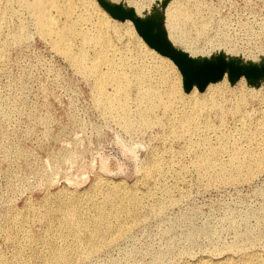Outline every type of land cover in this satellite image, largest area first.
Instances as JSON below:
<instances>
[{
    "label": "rangeland",
    "instance_id": "obj_1",
    "mask_svg": "<svg viewBox=\"0 0 264 264\" xmlns=\"http://www.w3.org/2000/svg\"><path fill=\"white\" fill-rule=\"evenodd\" d=\"M92 1L105 12L110 24L113 27L116 25L118 36L113 35L112 30L108 31L114 47L121 51L124 50L123 52L132 56L144 51L141 46L143 43L146 49L154 50L159 57L168 59L175 65V72H171V80L177 83L179 93L182 92L181 95L185 97L182 103L177 99V111L187 110L184 103L190 99H207L215 90L223 89L231 94L243 91L244 97L249 99L248 102L253 103L254 111L252 110L251 113L253 120L256 122L258 119V122L264 123V0H249L250 2L248 0ZM72 2L76 13H80L77 8L78 1L72 0ZM140 8L142 14H145L144 16L137 13ZM180 8L185 9L181 10ZM177 10L184 12L185 16L182 15L175 21L177 29H174L171 34L172 44L168 38L165 20H167L168 13ZM2 12L3 15H1ZM27 15L28 10L22 4L17 5L16 2H11L4 6V1L0 0V29L2 28L0 30V264H22L23 261V264H66L67 262H69L67 264H78L79 262H81L79 264H202L205 260L207 264H255L256 262V264H263L264 169L255 170V167H251V170L245 169L241 172L242 176H236L235 179L230 176L225 177L227 180L211 178L208 183V179L201 175L198 165L195 164V156L184 152L182 145L177 142H164L160 136L158 139V128L155 127L146 132L124 133L118 121L105 117L101 109L97 107L91 92L92 89H90L91 84L77 74L67 60L53 51L49 42L40 36L35 24L32 23L31 15ZM201 17L204 18L201 19ZM19 19L21 23H19ZM25 20L27 21L25 22ZM26 26L27 29H24ZM92 31L96 32V29H92ZM6 33L8 34L6 35ZM125 33L129 35L127 36ZM21 34L23 35L19 36ZM197 36L200 38H195ZM137 37L140 40L136 39ZM13 43L15 46H12ZM191 52L195 58L189 57ZM223 78L224 80H222ZM14 87L18 89L15 90ZM191 94H194L193 97H188ZM257 94L258 96H256ZM20 109L21 111H19ZM157 112L155 115L151 114V122L157 119L156 116L163 120L164 117L159 110ZM240 146H243V150H247L250 144H240ZM130 151H132L131 154ZM155 154L159 157L157 158ZM197 154L204 158L207 157L205 152L200 151ZM172 155L179 158H173ZM211 161L214 164L226 165L228 157L221 155ZM150 163L152 167L149 165ZM154 165H158L162 171L154 172ZM146 167H149V171ZM253 169L254 171H252ZM69 172L71 173L69 174ZM75 175L77 178L80 177L77 179ZM64 177L70 182L65 181ZM223 179L226 181H221ZM135 190L137 194H135ZM149 191L151 194L148 193ZM121 200H125L126 203H120ZM109 206H114V208ZM137 207L139 208L136 210ZM73 212L76 218L75 222L69 217ZM80 213L81 215H79ZM116 214L121 215L124 218L123 221H130L134 218V222L131 221L132 225L128 226L125 235L124 232L116 235V230L111 229V224V230L108 231L110 234L105 232L106 223L114 224L115 217H119ZM31 218L34 221L32 219L31 222ZM142 220L143 222H141ZM93 226L96 227L93 228ZM70 230L71 232H68ZM102 233L105 237L101 235ZM90 235L101 238V244L97 248L99 252H96V249L89 252V245L92 242L95 243ZM102 238H107V240H102ZM242 238L243 240H241ZM246 238L248 240H244ZM80 239L82 240L80 241V243L82 242L81 249L78 241ZM235 244L238 245V248ZM36 247L38 249L35 250ZM230 248L232 249L229 251ZM63 252L66 254V256L64 255L65 261L59 260V255ZM91 256L92 259H90ZM78 258L79 260H77ZM81 259H85V261H81Z\"/></svg>",
    "mask_w": 264,
    "mask_h": 264
},
{
    "label": "bare ground",
    "instance_id": "obj_2",
    "mask_svg": "<svg viewBox=\"0 0 264 264\" xmlns=\"http://www.w3.org/2000/svg\"><path fill=\"white\" fill-rule=\"evenodd\" d=\"M4 6L11 2H16L22 4L28 10V15L30 14L35 24L40 36L49 42L53 51L61 55L73 70L79 74L85 81L91 84L92 93L94 95L95 103L99 107L105 117L114 118L121 126V129L124 133H135V132H146L152 130L153 128H158L159 136L164 141L177 142L182 145L184 152L188 155L195 156V164L198 165L201 175L205 176L209 180L214 179H226V176L238 177L241 175L245 169H264V123L255 122L253 120L252 104L248 102L249 99L245 98L243 91L241 93H228L227 90H215L211 93L207 99L199 100L197 98L190 99L188 102L184 103V107L187 110L177 111L176 107L177 99L179 102H184V96H182L178 91V85L172 81L171 72H175V65L168 59H163L159 57L154 50H148L145 48L144 44L141 43V46L144 51L138 55H129L124 50H119L118 48L112 45V40L110 41V35L108 31L113 32V35L118 36V31L116 30V25L113 27L106 14L98 6H96L92 0H77L78 1V11L76 13L73 6L72 0H3ZM145 1V0H144ZM161 1V0H160ZM165 1V0H164ZM190 1V0H189ZM201 1V0H200ZM246 1V0H245ZM249 1V0H248ZM251 1V0H250ZM249 1V2H250ZM156 2V1H155ZM158 2V0H157ZM170 2V1H169ZM175 2V1H174ZM173 2V3H174ZM182 2V1H181ZM188 2V1H187ZM192 2V1H191ZM205 2V1H203ZM152 3V2H151ZM163 3V1H162ZM179 3V2H176ZM193 3V2H192ZM202 3V2H201ZM211 3V2H210ZM252 3V2H251ZM14 4V3H13ZM147 4V3H146ZM160 4V2H159ZM161 5V4H160ZM186 5V4H185ZM189 5V4H188ZM11 6V4H10ZM13 6V5H12ZM16 6V5H14ZM155 6V5H153ZM164 6V5H162ZM173 6V5H172ZM176 6V5H174ZM179 6V5H178ZM202 6V5H201ZM17 7V6H16ZM20 7V6H19ZM151 7V6H150ZM156 7V6H155ZM158 7V6H157ZM171 7V6H169ZM22 8V7H21ZM146 8V7H145ZM149 8V7H148ZM178 8V7H177ZM196 8V7H195ZM205 8V7H204ZM210 8V6H209ZM12 9V8H11ZM17 9V8H16ZM150 9V8H149ZM154 9V8H153ZM181 9V8H180ZM185 9V8H183ZM181 9V10H183ZM214 9V8H213ZM2 10V9H1ZM14 10V9H13ZM25 10V9H24ZM77 10V9H76ZM181 10L175 12H170L167 14V33L169 40L171 39V34L176 28V19L182 15ZM195 10V9H193ZM203 10V9H202ZM4 11V10H3ZM16 11V10H14ZM18 11V9H17ZM156 11V10H155ZM189 11V10H188ZM198 11V10H196ZM208 11V10H207ZM216 11V10H215ZM12 12V11H11ZM27 12V11H25ZM154 12V11H153ZM191 12V11H189ZM199 12V11H198ZM217 12V11H216ZM24 13V12H23ZM141 16H144L141 12V8L137 10ZM158 13V12H157ZM215 13V12H214ZM18 14V13H16ZM22 14V13H21ZM3 15V12L2 14ZM19 15V14H18ZM27 15V16H28ZM29 15V16H30ZM190 15V14H189ZM202 15V13H201ZM220 15V14H219ZM14 16V14H13ZM17 16V15H16ZM20 16V15H19ZM24 16V15H23ZM185 16V15H184ZM209 16V15H208ZM207 16V17H208ZM218 16V14H217ZM4 17V16H3ZM6 17V16H5ZM60 17V18H59ZM166 17V16H165ZM199 17V16H198ZM206 17V14H205ZM1 18V17H0ZM20 18V17H19ZM29 18V17H28ZM194 18V17H192ZM204 18V17H203ZM201 17V19H203ZM220 18V16H219ZM218 18L219 22L220 19ZM25 19V18H24ZM188 19V18H187ZM198 19V18H197ZM5 20V19H3ZM2 20V21H3ZM12 20V19H10ZM28 20V19H27ZM25 20V22L27 21ZM111 20V19H110ZM184 20V19H183ZM191 20V18H190ZM207 20V18H206ZM210 20V19H209ZM13 21V20H12ZM19 23L20 19L18 20ZM24 21V20H23ZM29 21H31L29 19ZM119 21V20H118ZM205 21V20H204ZM1 22V21H0ZM5 22V21H4ZM8 22V21H7ZM10 22V21H9ZM15 22V21H13ZM17 22V20H16ZM113 22V21H112ZM180 22V21H179ZM186 22V21H185ZM192 22V21H191ZM202 22V21H201ZM206 22V21H205ZM213 22V21H212ZM18 23V22H17ZM24 23V22H23ZM118 23V22H117ZM178 23V22H177ZM183 23V22H182ZM193 23V22H192ZM3 24V23H2ZM11 24V23H10ZM180 24V23H179ZM184 24V23H183ZM190 24V23H189ZM14 25V24H13ZM19 25V24H18ZM22 25V24H21ZM29 25V24H28ZM186 25V24H185ZM191 25V24H190ZM196 25V24H195ZM123 26V25H122ZM192 26V25H191ZM199 26V25H198ZM207 26V25H206ZM209 26V25H208ZM1 27V25H0ZM18 27V26H17ZM25 27V26H24ZM124 27V26H123ZM190 27V26H189ZM197 27V26H196ZM202 27V26H201ZM204 27V26H203ZM210 27V26H209ZM14 28V27H13ZM12 28V29H13ZM29 28V27H28ZM34 28V27H33ZM205 28V27H204ZM19 29V28H18ZM27 29V26L26 28ZM23 29V30H24ZM96 29V32L92 31ZM183 29V28H182ZM202 29V28H201ZM208 29V28H207ZM210 29V28H209ZM220 29V28H219ZM218 29V30H219ZM2 30V28L0 29ZM5 30V29H4ZM3 30V32H4ZM194 30V29H193ZM196 30V29H195ZM206 30V29H205ZM212 30V29H211ZM8 31V30H7ZM10 31V30H9ZM27 31V30H26ZM29 31V30H28ZM35 31V30H34ZM124 31H126L124 29ZM177 31V30H176ZM175 31V32H176ZM191 31V30H190ZM6 32V31H5ZM16 33V31H14ZM20 32V31H19ZM37 32V33H38ZM128 32V31H127ZM205 32V31H204ZM22 33V32H21ZM31 33V32H30ZM36 33V34H37ZM38 33V34H39ZM185 33V32H184ZM195 33V32H194ZM8 33H6L7 35ZM12 34V33H11ZM126 34V33H125ZM135 34V33H134ZM181 34V33H180ZM179 34V35H180ZM187 34V33H186ZM219 34V33H218ZM2 35V34H1ZM14 35V34H13ZM12 35V36H13ZM17 35V34H16ZM23 34L19 35L22 36ZM121 35V34H120ZM127 35V34H126ZM129 35V34H128ZM127 35V36H128ZM189 35V34H188ZM197 35V34H196ZM223 35V34H222ZM18 36V35H17ZM203 36V35H202ZM215 36V35H214ZM10 37V36H9ZM30 37V35H29ZM122 37V36H121ZM188 37V36H187ZM186 37V38H187ZM204 37V36H203ZM4 38V37H3ZM15 38V36H14ZM20 38V37H17ZM25 38V37H24ZM23 38V39H24ZM123 38V37H122ZM133 38V37H132ZM178 38V37H177ZM184 38V37H183ZM193 38V37H192ZM200 38V37H195ZM194 38V39H195ZM217 38V37H216ZM226 38V37H225ZM11 39H13L11 37ZM20 39V40H23ZM26 39V38H25ZM42 39V38H41ZM118 39V38H117ZM116 39V40H117ZM127 39V38H126ZM136 39H139L138 37ZM189 39V38H188ZM206 39V38H205ZM6 40V39H5ZM10 40V39H9ZM15 40V39H14ZM17 40V39H16ZM44 40V41H45ZM140 40V39H139ZM173 40V39H172ZM172 40L171 43H172ZM176 40V39H175ZM209 40V39H208ZM214 40V39H213ZM12 41V40H11ZM28 41V40H27ZM121 41V40H120ZM182 41V40H181ZM187 41V40H186ZM197 41V40H195ZM204 41V40H202ZM226 41V39H225ZM4 42V41H3ZM6 42V41H5ZM26 42V41H25ZM112 42V43H111ZM136 42V41H135ZM176 42V41H175ZM183 42V41H182ZM1 43V42H0ZM196 43V42H195ZM8 44V43H7ZM21 44V43H20ZM133 44V43H132ZM173 44V43H172ZM202 44V43H201ZM205 44V43H204ZM226 44V43H225ZM12 45V44H10ZM19 45V44H18ZM127 45V44H126ZM136 45V44H135ZM182 45V44H181ZM184 45V44H183ZM218 45V44H217ZM222 45V44H221ZM6 46V45H5ZM12 46H15L14 43ZM27 46V45H25ZM206 46V45H205ZM7 47V46H6ZM126 47V46H125ZM133 47V46H132ZM195 47V46H194ZM193 47V48H194ZM5 48V47H4ZM134 48V47H133ZM174 48V47H173ZM185 48V47H184ZM192 48V47H191ZM218 48V47H217ZM225 48V47H224ZM34 49V48H33ZM32 49V50H33ZM51 49V50H52ZM223 49V47H222ZM3 50V49H2ZM31 50V51H32ZM142 50V49H139ZM217 51V49H215ZM35 51V50H34ZM141 52V51H140ZM188 52V51H187ZM221 53V51H219ZM218 52V53H219ZM223 52V50H222ZM6 53V52H5ZM4 53V55H5ZM28 53V52H27ZM32 53V52H31ZM91 53V54H90ZM198 53V52H197ZM226 53V52H225ZM224 53V54H225ZM264 53V52H263ZM1 54V53H0ZM192 54V52H191ZM189 57H193L192 55ZM200 54V53H199ZM222 54V53H221ZM180 55V54H179ZM224 56V55H223ZM185 57V55H184ZM1 59V58H0ZM4 59V58H3ZM7 59V58H6ZM9 59V58H8ZM2 61V60H1ZM133 61L134 64H133ZM5 63V62H4ZM177 71V70H176ZM226 71V70H225ZM19 75V74H18ZM175 75V74H174ZM20 77V76H19ZM17 78V77H16ZM182 78V77H181ZM15 80V79H14ZM224 80V78L222 79ZM21 81V80H20ZM243 81V80H242ZM14 82V81H13ZM12 83V82H11ZM10 83V84H11ZM16 83V82H14ZM227 83V82H226ZM244 83V82H243ZM241 83V84H243ZM25 85L24 83H22ZM182 84V82H181ZM225 85V81L223 83ZM238 84V83H237ZM17 85V84H16ZM252 85V84H251ZM19 86V85H18ZM22 86V85H21ZM12 87V86H11ZM225 87V86H224ZM230 87V86H229ZM241 87V85H240ZM15 88V87H14ZM21 88V87H20ZM211 88V87H210ZM228 88V87H227ZM237 88V87H236ZM243 88V87H242ZM255 88V87H254ZM18 88H15V90ZM226 89V88H224ZM250 89V87H249ZM256 89V88H255ZM260 89V88H259ZM180 90V89H179ZM182 90V88H181ZM243 90V89H242ZM246 90V89H245ZM252 90V89H251ZM254 90V89H253ZM209 91V90H208ZM231 91V90H230ZM235 91V90H234ZM255 91V90H254ZM245 92V91H244ZM251 92V91H250ZM258 93V92H257ZM260 93V92H259ZM17 94V93H16ZM184 94V93H183ZM92 95V94H91ZM186 95V94H185ZM194 94L189 95L188 97H193ZM254 95V94H253ZM260 95V94H259ZM206 96V95H205ZM246 96V95H245ZM250 96V95H249ZM258 96V94L256 95ZM20 97V96H19ZM264 97V96H263ZM92 98V97H91ZM256 98V97H254ZM258 98V97H257ZM256 98V99H257ZM18 99V98H17ZM14 100V99H13ZM10 101V100H8ZM21 101V100H20ZM178 102V103H179ZM261 102V101H259ZM8 103V102H6ZM19 103V102H18ZM22 103V102H21ZM20 103V104H21ZM24 103V101H23ZM94 103V102H93ZM264 103V102H263ZM3 104V103H2ZM5 104V103H4ZM12 104V103H11ZM17 104V103H16ZM250 104V105H249ZM260 104V103H259ZM258 104V105H259ZM10 105V104H9ZM14 105V104H13ZM29 105V104H28ZM27 105V106H28ZM250 107H249V106ZM17 106V105H16ZM21 106V105H20ZM95 106V107H96ZM249 109H248V107ZM7 107V106H6ZM11 107V106H10ZM14 107V106H13ZM21 108V107H19ZM8 109V108H7ZM97 109V108H96ZM10 110V109H9ZM98 110V109H97ZM159 112L164 117L163 120L159 119L156 116V120L151 122L152 115H155L156 112ZM261 110V109H260ZM12 111V110H10ZM21 111V109L19 110ZM254 111V110H253ZM261 112V111H260ZM24 113V112H23ZM34 113V112H33ZM158 113V112H157ZM256 113V112H255ZM262 113V112H261ZM14 114V113H13ZM16 114V113H15ZM27 115V114H26ZM255 115V114H254ZM259 115V114H258ZM29 116V115H28ZM41 116V115H39ZM44 116V115H43ZM37 117V116H36ZM44 118V117H43ZM155 118V117H154ZM258 118V117H257ZM260 118V117H259ZM264 118V116H263ZM38 120V119H37ZM42 120V119H41ZM263 120V119H262ZM48 122V121H47ZM45 123V121H44ZM67 126V125H66ZM46 128V126H45ZM4 129V128H2ZM50 129V128H49ZM64 129V128H63ZM48 131V130H47ZM28 132V131H27ZM33 132V131H32ZM31 132V133H32ZM29 133V132H28ZM27 133V134H28ZM8 136V135H7ZM12 137V136H9ZM24 137V136H23ZM7 138V137H6ZM25 138V137H24ZM8 139V138H7ZM196 139V140H195ZM19 140V139H18ZM1 141V139H0ZM3 143V142H2ZM120 144V142L118 141ZM240 144H250L248 149L243 150ZM6 145V144H5ZM17 145V144H15ZM10 146V144H9ZM3 147V146H2ZM6 147V146H4ZM20 147V146H19ZM7 148V147H6ZM10 148V147H9ZM17 148V147H16ZM246 148V147H245ZM13 149V148H10ZM155 149V148H154ZM10 151V150H8ZM15 151V150H14ZM20 151V150H19ZM22 151V150H21ZM207 153V157H201L199 152ZM127 152V150H125ZM154 152V151H153ZM156 152V151H155ZM176 152V151H175ZM3 153V152H2ZM132 151H130V154ZM159 153V152H158ZM157 153V154H158ZM183 153V151H182ZM185 153V154H186ZM54 154V153H53ZM154 154V153H153ZM160 154V153H159ZM173 154V153H172ZM177 154V153H176ZM197 154V155H196ZM202 154V153H201ZM6 155V153H5ZM19 155V154H18ZM161 155V154H160ZM179 155V154H178ZM187 155V156H188ZM221 155H226L228 157V164L218 165L212 163V159L219 157ZM22 156V155H21ZM148 156V155H147ZM146 156V157H147ZM157 158L158 155L155 154ZM173 158H179L176 155H172ZM9 157V156H8ZM151 157V156H150ZM4 158V157H3ZM154 158V157H153ZM222 158H224L222 156ZM7 159V157H6ZM13 159V158H12ZM57 159V158H56ZM194 159V158H193ZM211 159V160H210ZM154 160V159H153ZM218 160V159H217ZM12 161V160H11ZM162 161V160H161ZM194 161V160H193ZM223 161V160H222ZM55 162V161H54ZM143 162V161H142ZM152 162V161H151ZM160 162V161H159ZM44 163V162H43ZM144 163V162H143ZM149 163V162H148ZM192 163V162H189ZM216 163V162H215ZM221 163V162H220ZM13 164V163H12ZM157 164V163H156ZM17 165V164H16ZM143 165V164H142ZM152 165L151 163L149 164ZM163 165V163H162ZM190 165V164H189ZM35 166V165H34ZM166 166V165H165ZM193 166V165H192ZM196 166V165H195ZM83 167V166H82ZM142 167V166H141ZM152 167V166H151ZM150 167V169H152ZM252 167V168H251ZM8 168V167H7ZM32 168V167H31ZM147 168V167H146ZM149 168V167H148ZM147 168V169H148ZM186 168V167H185ZM184 168V169H185ZM154 169V170H153ZM154 172H159L161 169L158 165H154ZM11 170V169H10ZM17 170V169H14ZM143 170V169H142ZM146 171V169H144ZM182 170V169H181ZM197 170V169H196ZM39 171V170H38ZM42 171V170H41ZM149 171V169H148ZM162 171V170H161ZM183 171V170H182ZM254 171V169L252 170ZM262 171V170H261ZM43 172V171H42ZM143 172V171H142ZM184 172V171H183ZM196 172V171H195ZM194 172V173H195ZM250 172V171H249ZM260 172V171H259ZM71 172H69L70 174ZM83 173V172H82ZM150 173V172H149ZM147 173V174H149ZM162 173V172H160ZM159 173V174H160ZM197 173V172H196ZM38 174V173H36ZM66 174V173H65ZM73 174V173H72ZM85 174V173H83ZM145 174V173H144ZM146 174V175H147ZM157 174V173H155ZM198 174V173H197ZM252 174V173H250ZM81 175V174H80ZM245 175V174H244ZM247 175V173H246ZM67 176V175H66ZM69 176V175H68ZM76 176V175H75ZM84 176V175H83ZM198 176V175H197ZM242 176V175H241ZM74 177V176H73ZM80 177V176H79ZM78 177V178H79ZM146 177V176H145ZM161 177V176H159ZM226 177V178H225ZM247 177V176H244ZM252 177V176H251ZM65 178V177H64ZM77 178V176H76ZM77 178V179H78ZM149 178V177H148ZM240 178V177H239ZM242 178V177H241ZM250 178V177H249ZM45 179V178H44ZM66 179V178H65ZM97 179V178H96ZM102 179V178H101ZM159 179V178H158ZM213 179V180H214ZM221 180V181H224ZM235 179V178H234ZM244 179V178H243ZM242 179V180H243ZM42 180V179H41ZM85 180V179H83ZM82 180V181H83ZM94 180V179H93ZM103 180V179H102ZM105 180V179H104ZM144 180V178H143ZM153 180V179H152ZM157 180V179H156ZM227 180V179H226ZM225 180V181H226ZM237 180V179H236ZM247 180V179H246ZM65 181H68L66 179ZM97 181V180H95ZM159 181V180H158ZM212 181V180H211ZM224 181V182H225ZM230 181V179H229ZM55 182V181H54ZM70 182V181H68ZM99 182V181H98ZM142 182V181H141ZM217 182V181H216ZM219 182V181H218ZM235 182V181H232ZM106 183V182H105ZM120 183V182H119ZM155 183H157L155 181ZM214 183V182H213ZM221 183V182H220ZM91 184V183H90ZM101 184V183H100ZM109 184V183H107ZM151 184V183H150ZM211 184V183H210ZM50 185V184H49ZM53 185V183H52ZM79 185V184H78ZM125 185V184H124ZM123 185V186H124ZM134 185V184H133ZM96 186V185H95ZM113 186V185H112ZM116 186V185H115ZM64 187V186H63ZM67 187V186H66ZM105 187V186H104ZM133 187V186H132ZM136 187V185H135ZM139 187V186H138ZM52 188V187H51ZM61 188V187H60ZM89 188V187H88ZM107 188V187H106ZM115 188V187H114ZM113 188V189H114ZM129 190V187H127ZM152 188V187H150ZM49 189V188H48ZM87 189V188H86ZM119 189V188H118ZM124 189V188H123ZM135 189V188H134ZM133 189V190H134ZM154 189V188H152ZM59 190V189H58ZM77 190V189H76ZM95 190V188H94ZM98 190V189H97ZM117 190V189H116ZM138 190V189H137ZM148 190V189H147ZM157 190V189H156ZM74 191V190H73ZM85 191V190H84ZM110 192L112 190H109ZM108 191V192H109ZM119 191V190H118ZM124 191V190H123ZM122 191V192H123ZM136 191V190H135ZM154 191V190H153ZM63 192V191H62ZM76 192V191H75ZM87 192V191H86ZM89 192V191H88ZM87 192V193H88ZM96 192V191H95ZM121 192V191H120ZM134 192V191H133ZM139 192V191H138ZM144 192V191H143ZM57 193V192H56ZM55 193V194H56ZM65 193V192H64ZM91 193V192H90ZM100 193V192H99ZM115 193V192H114ZM130 193V192H128ZM146 193V192H145ZM150 193V191L148 192ZM167 193V192H165ZM50 194V192H49ZM52 194V193H51ZM61 194V193H60ZM66 194V193H65ZM71 194V193H70ZM78 194V193H77ZM80 194V192H79ZM93 195V193H91ZM104 194V193H102ZM113 194V192H112ZM137 194V191L136 193ZM151 194V193H150ZM163 194V193H162ZM46 195V194H45ZM54 195V194H53ZM83 195V193H82ZM88 195V194H87ZM115 195V194H114ZM119 195V194H117ZM128 195V194H127ZM147 195V194H146ZM57 196V195H56ZM66 196V195H65ZM76 196V195H74ZM112 196V195H111ZM116 196V195H115ZM114 196V197H115ZM123 196V195H122ZM155 196V195H153ZM55 197V196H53ZM82 197V196H81ZM90 197V196H88ZM92 197V196H91ZM94 197V196H93ZM126 197V196H124ZM123 197V198H124ZM145 197V196H144ZM162 197V196H160ZM165 197V196H164ZM42 198V197H41ZM46 198V197H45ZM75 198V197H74ZM83 198V197H82ZM96 198V197H95ZM94 198V199H95ZM102 198V197H101ZM106 198V197H105ZM136 198V196H135ZM149 198V197H148ZM147 198V199H148ZM65 199V198H64ZM68 199V198H67ZM70 199V198H69ZM79 199V198H78ZM93 199V198H92ZM117 199V198H116ZM125 199V198H124ZM132 199V197H131ZM129 199V200H131ZM134 199V198H133ZM153 199V198H152ZM155 199V198H154ZM153 199V200H154ZM44 200V199H43ZM57 200V199H56ZM63 200V199H62ZM77 200V199H76ZM75 200V202H76ZM91 200V199H89ZM103 200V199H102ZM162 200V199H160ZM42 201V200H41ZM40 201V202H41ZM59 201V200H58ZM61 201V199H60ZM72 201V200H70ZM69 201V203H70ZM79 201V200H78ZM101 201V200H100ZM106 201V200H105ZM113 201V200H112ZM122 201V200H121ZM125 201V200H124ZM120 202L125 204L126 202ZM128 201V200H127ZM148 201V200H147ZM156 201V200H155ZM154 201V202H155ZM31 202V200H30ZM54 202V201H53ZM83 202V201H82ZM116 202V201H115ZM118 202V201H117ZM135 202V201H134ZM142 202V200H141ZM152 202V201H151ZM160 202V201H159ZM12 203V202H11ZM58 203V202H57ZM74 203V202H73ZM88 203V202H87ZM119 203V204H120ZM131 203V202H130ZM137 203V202H136ZM140 203V201H139ZM27 204V203H26ZM33 204V203H32ZM40 204V203H39ZM54 204V203H53ZM59 204V203H58ZM62 204V203H61ZM60 204V205H61ZM67 204V203H65ZM76 204V203H75ZM81 204V203H80ZM94 204V203H93ZM106 204V203H105ZM112 204V203H111ZM129 204V203H128ZM133 204V203H132ZM131 204V205H132ZM158 204V203H156ZM161 204V203H160ZM55 205V204H54ZM72 205V204H71ZM88 205V204H86ZM137 205V204H136ZM149 205V204H148ZM152 205V203H151ZM159 205V204H158ZM162 205V204H161ZM160 205V206H161ZM53 206V205H52ZM74 206V205H73ZM78 206V205H77ZM102 206V205H101ZM106 206V205H105ZM121 207V205H119ZM125 207V205H122ZM142 206V205H141ZM163 206V205H162ZM26 207V206H25ZM28 207V206H27ZM61 207V206H60ZM72 207V206H71ZM87 207V206H86ZM93 207V206H92ZM98 207V206H97ZM110 207V206H109ZM114 208V206H111ZM110 207V208H111ZM120 207H118L120 209ZM132 207V206H131ZM134 207V206H133ZM146 207V206H145ZM144 207V208H145ZM151 207V206H150ZM159 207V206H158ZM157 207V208H158ZM23 208V207H22ZM39 208V207H38ZM44 208V207H43ZM78 208V207H77ZM105 208V207H104ZM103 208V209H104ZM116 208V207H115ZM139 207L135 208L136 210ZM141 208V207H140ZM155 208V207H154ZM160 208V207H159ZM5 209V208H4ZM26 209V208H25ZM24 209V210H25ZM75 209V208H74ZM87 209V208H86ZM102 209V210H103ZM127 209V208H126ZM164 209V207H163ZM6 210V209H5ZM17 210V209H16ZM23 210V211H24ZM31 210V209H30ZM39 210V209H38ZM43 210V209H42ZM53 210V209H52ZM56 210V209H55ZM70 210V209H68ZM78 210V209H77ZM76 210V211H77ZM80 210V208H79ZM82 210V209H81ZM109 210V209H108ZM133 210V208H132ZM141 210V209H139ZM148 210V209H147ZM146 210V212H147ZM161 210V208H160ZM10 211V209H8ZM34 211V209H33ZM58 211V210H57ZM64 211V210H63ZM67 211V210H66ZM91 211V210H90ZM98 211V210H97ZM104 211V210H103ZM21 212V211H20ZM35 212V211H34ZM44 212V211H43ZM50 212V211H49ZM69 212V211H68ZM75 212V211H74ZM74 212L69 215L70 219H73V222L76 221ZM82 212V211H81ZM94 212V211H93ZM96 212V211H95ZM110 212V211H109ZM119 212V211H118ZM123 212V210H122ZM129 212V210H128ZM133 212V211H132ZM151 212V210H150ZM153 212V211H152ZM155 212V211H154ZM158 212H161L158 210ZM24 213V212H23ZM38 213V212H37ZM54 213V212H53ZM56 213V212H55ZM76 213V212H75ZM89 213V212H87ZM102 213V212H101ZM124 213V212H123ZM16 214H18L16 212ZM15 214V215H16ZM26 214V213H25ZM47 214V213H46ZM49 214V213H48ZM64 214V213H63ZM99 214V213H98ZM97 214V215H98ZM108 214V213H107ZM120 214V213H119ZM122 214V213H121ZM126 214V212H125ZM135 214V213H134ZM139 214V213H138ZM142 214V213H141ZM146 214V213H145ZM150 214V213H149ZM152 214V213H151ZM3 215V214H2ZM7 215V214H6ZM5 215V216H6ZM30 215V214H29ZM28 215V216H29ZM37 215V214H36ZM42 215V213H41ZM62 215V214H61ZM65 215V214H64ZM68 216V214H66ZM77 215V214H76ZM81 215V213L79 214ZM87 215V214H86ZM85 215V217H86ZM109 215V214H108ZM119 216L118 214H116ZM114 215V216H116ZM131 215V214H129ZM137 215V214H136ZM135 215V216H136ZM160 215V214H159ZM163 215V214H162ZM4 216V217H5ZM10 216V214H9ZM19 216V215H18ZM27 216V217H28ZM44 216V215H43ZM42 216V217H43ZM50 216V215H49ZM89 216V215H88ZM87 216V217H88ZM94 216V215H93ZM100 216V215H98ZM110 216V215H109ZM121 216V215H120ZM119 216V217H120ZM128 216V215H127ZM133 216V215H132ZM152 216V215H151ZM20 217V216H19ZM38 217V215H37ZM48 217V216H47ZM56 217V216H55ZM83 217V216H82ZM91 217V215H90ZM102 217V216H101ZM111 217V216H110ZM115 217V223L112 222L106 223V233H109L111 229H115V234L125 235V231L128 229V226L132 225L131 221H123L122 216ZM139 217V215H138ZM144 217V216H141ZM159 217V216H158ZM10 218V217H9ZM15 218V217H14ZM24 218V217H23ZM30 218V217H29ZM44 218V217H43ZM46 218V217H45ZM81 218V217H80ZM79 218V219H80ZM98 218V217H97ZM95 218V219H97ZM126 218V217H125ZM130 218V217H129ZM145 218V217H144ZM148 218V217H147ZM146 218V219H147ZM151 218V217H150ZM155 218V217H154ZM161 218V217H160ZM5 219V218H3ZM2 219V220H3ZM31 218V222H32ZM36 219V218H35ZM68 219V218H67ZM66 219V220H67ZM68 219L69 221H71ZM85 219V218H84ZM88 219V218H87ZM86 219V220H87ZM103 219V218H101ZM106 219V218H105ZM107 219H109L107 217ZM136 219V218H135ZM139 219V218H138ZM141 219V218H140ZM25 220V219H24ZM43 220V219H42ZM45 220V219H44ZM54 220V219H53ZM59 220V219H58ZM92 220V219H91ZM16 221V220H15ZM21 221V220H20ZM29 221V220H28ZM34 221V219H33ZM41 221V220H40ZM136 221V220H135ZM138 221V220H137ZM145 221V219H144ZM7 222V220H6ZM37 222V221H36ZM46 222V221H45ZM53 222V221H52ZM61 222V221H60ZM65 222V221H64ZM63 222V224H64ZM94 222V220H93ZM134 222V220H133ZM139 222V221H138ZM143 222V220L141 221ZM21 223V222H20ZM71 223V222H70ZM79 223V222H78ZM87 223V221H86ZM85 223V224H86ZM99 224V222H97ZM104 223V224H105ZM6 224V223H5ZM45 224V223H44ZM51 224V223H50ZM59 224V223H58ZM62 224V223H61ZM60 224V225H61ZM74 224V223H73ZM71 224V225H73ZM84 224V223H83ZM97 224V225H98ZM102 224V225H104ZM112 225V227L110 226ZM15 225V224H14ZM22 225V224H20ZM25 225V224H24ZM43 225V224H42ZM70 225V226H71ZM91 225V224H90ZM94 225V223H93ZM134 225V224H133ZM136 225V224H135ZM139 225V223H138ZM6 226V225H5ZM55 226V225H53ZM58 226V225H56ZM55 226V227H56ZM76 226V225H75ZM78 226V225H77ZM144 226V225H143ZM4 227V226H3ZM19 227V226H18ZM29 227V226H28ZM52 227V226H51ZM66 227V226H65ZM82 227V226H78ZM96 226H93V228ZM102 227V226H101ZM111 227V229H110ZM132 227V226H131ZM135 227V226H133ZM132 227V228H133ZM13 228V227H12ZM87 228V227H86ZM89 228V227H88ZM87 228V229H88ZM98 228V227H97ZM104 228V227H103ZM130 228V227H129ZM141 228V227H140ZM4 229V228H3ZM7 229V228H6ZM5 229V230H6ZM15 229V228H14ZM17 229V228H16ZM21 229V228H20ZM18 229V230H20ZM41 229V228H39ZM47 229V227H46ZM51 229V228H50ZM62 229V228H61ZM84 229V228H83ZM9 230V228H8ZM8 230H6L8 232ZM63 230V229H62ZM69 230V229H68ZM74 230V229H73ZM78 230V229H76ZM93 230V229H92ZM99 230V229H98ZM132 230V229H131ZM140 230V229H139ZM1 231V230H0ZM3 231V230H2ZM49 231V230H48ZM65 231V230H64ZM79 231V230H78ZM81 231V230H80ZM86 231V230H85ZM94 231V230H93ZM109 231V232H108ZM130 231V230H129ZM142 231V230H141ZM11 233V231H9ZM14 232V231H13ZM19 232V231H18ZM21 232V231H20ZM26 232V231H25ZM28 232V231H27ZM39 232V231H38ZM44 232V231H43ZM68 232H71L68 231ZM95 232V231H94ZM97 232V231H96ZM104 232V230H103ZM128 232V231H127ZM134 232V231H133ZM9 233V234H10ZM23 233V232H22ZM29 233V232H28ZM42 233V232H41ZM45 233V232H44ZM48 233V232H47ZM52 233V232H51ZM60 233V232H59ZM98 233H100L98 231ZM97 233V234H98ZM105 233V234H106ZM113 233V232H112ZM249 233V232H248ZM251 233V232H250ZM249 233V234H250ZM16 234V233H15ZM19 234V233H18ZM27 234V233H25ZM46 234V233H45ZM64 234V233H63ZM81 234V233H80ZM83 234V233H82ZM90 234V233H89ZM93 234V233H92ZM91 234V235H92ZM96 234V235H97ZM110 234V233H109ZM114 234V237H115ZM50 235V234H49ZM53 235V234H52ZM57 235V234H55ZM66 235V234H65ZM77 235V233H76ZM90 235V236H91ZM101 235L104 236L102 233ZM113 235V234H112ZM247 235V234H246ZM7 236V235H6ZM30 236V234H29ZM60 236V235H59ZM70 236V235H69ZM89 236V235H88ZM94 236V234H93ZM123 236V235H121ZM15 237V236H14ZM28 237V236H27ZM31 237V236H30ZM38 237V236H37ZM40 237H42L40 235ZM51 237V236H50ZM49 237V238H50ZM62 237V236H61ZM67 237V236H65ZM73 237V236H72ZM97 237V236H96ZM101 237V236H100ZM105 237V236H104ZM125 237V236H124ZM241 237V236H240ZM248 237V235H247ZM250 237V236H249ZM248 237V238H249ZM18 238V237H15ZM21 238V237H20ZM26 238V237H24ZM44 238V237H43ZM48 238V237H47ZM75 238V236H74ZM81 238V237H78ZM85 238V237H84ZM95 241L89 245V252L96 249V252H99L98 245L101 244V238L92 237ZM109 238V237H108ZM113 238V237H112ZM41 239V238H40ZM53 239V238H51ZM54 239L55 236H54ZM68 239V238H67ZM72 239V238H71ZM88 239V237H87ZM91 239V240H92ZM191 239V238H190ZM193 239V238H192ZM251 239V237H250ZM12 240V239H11ZM17 240V239H15ZM25 240V239H24ZM28 240V239H27ZM32 240V239H31ZM37 240V239H36ZM62 240V239H61ZM102 240H107V238H102ZM109 240V239H108ZM111 240V239H110ZM109 240V241H110ZM243 240V238L241 239ZM244 240H248L247 238ZM7 241V240H6ZM14 241V239H13ZM12 241V242H13ZM22 241V240H21ZM51 241V240H50ZM63 241V240H62ZM65 241V240H64ZM79 243L82 241L78 240ZM106 241V242H109ZM3 242V241H2ZM16 242V241H15ZM29 242V240H28ZM34 242V241H33ZM37 242V241H36ZM48 242V241H47ZM56 242V241H55ZM67 242V240H66ZM87 242V241H86ZM105 242V243H106ZM115 242V241H114ZM246 242V241H245ZM244 242V243H245ZM249 242V241H247ZM17 243V242H16ZM35 243V242H34ZM44 243V242H43ZM63 243V242H62ZM61 243V244H62ZM72 243V242H70ZM90 243V242H89ZM112 243V241H111ZM116 243V242H115ZM250 243V242H249ZM20 244V243H19ZM18 244V245H19ZM23 244V243H22ZM28 244V243H27ZM26 244V245H27ZM42 244V243H41ZM51 244V243H50ZM64 244V243H63ZM66 244V243H65ZM80 243V249H81ZM107 244V243H106ZM113 244V243H112ZM5 245V244H4ZM37 245V244H36ZM43 245V244H42ZM234 245V244H233ZM237 245V244H235ZM32 246V245H31ZM34 246V245H33ZM44 246V245H43ZM46 246V244H45ZM64 246V245H63ZM76 246V245H75ZM107 246V245H106ZM103 246V247H106ZM25 247V246H24ZM27 247V246H26ZM68 247V246H67ZM88 247V246H87ZM100 247V246H99ZM15 248V247H14ZM23 248V247H22ZM32 248V247H31ZM44 248V247H43ZM57 248V247H56ZM60 248V247H59ZM77 248V246H76ZM83 248V247H82ZM238 248V245H237ZM240 248V247H239ZM17 249V245H16ZM26 249V248H23ZM38 249L37 247L34 248ZM68 249V248H66ZM70 249V248H69ZM86 249V248H85ZM232 248L229 249V251ZM242 249V248H240ZM239 249V250H240ZM42 250V249H41ZM51 250V248H50ZM56 251V249H54ZM60 250V249H59ZM72 250V249H71ZM102 250V248H101ZM100 250V251H101ZM236 250V249H235ZM238 250V249H237ZM30 251V250H29ZM39 251V250H38ZM53 251V250H52ZM64 251V249H63ZM73 251V250H72ZM79 251V250H78ZM82 251V250H81ZM80 251V252H81ZM85 251V250H84ZM46 252V251H45ZM49 252V251H48ZM60 252V251H59ZM62 252V251H61ZM71 252V251H70ZM87 252V250H86ZM85 252V254H86ZM12 253V252H11ZM21 253V251H20ZM19 253V255H20ZM41 253V252H40ZM47 253V252H46ZM53 253V252H52ZM56 253V252H55ZM60 253L59 260L63 259L65 261L66 254ZM88 253V252H87ZM95 253V251H93ZM13 254V253H12ZM42 254V253H41ZM48 254V253H47ZM68 254V253H67ZM72 254V253H71ZM77 254V253H76ZM258 254V253H257ZM2 255V253H1ZM38 255V254H37ZM50 255V253H49ZM65 255V256H64ZM79 255V252H78ZM82 255V254H81ZM91 255V254H89ZM94 255V254H93ZM96 255V253H95ZM238 255V254H237ZM34 256V255H32ZM71 256V255H70ZM69 256V257H70ZM239 256V255H238ZM256 256V255H255ZM5 257V256H4ZM12 257V256H10ZM14 257V256H13ZM18 257V256H17ZM16 257V258H17ZM31 257V256H30ZM42 257V255H40ZM44 257V256H43ZM64 257V258H63ZM73 257V255H72ZM82 257V256H81ZM90 257V256H89ZM159 257V256H158ZM229 257V256H228ZM257 257V256H256ZM261 257V255H260ZM1 258V256H0ZM6 258V257H5ZM22 258V257H21ZM24 258V257H23ZM27 258V256H26ZM32 258V257H31ZM58 258V257H57ZM80 258V256H79ZM79 258L77 260H79ZM161 258V257H160ZM246 258H248L246 256ZM3 259V258H2ZM8 259V258H7ZM15 259V258H14ZM30 259V258H28ZM46 259V257H45ZM50 259V258H49ZM56 259V258H55ZM68 259V258H67ZM66 259V260H67ZM92 259V256L91 258ZM158 259V258H157ZM225 259V258H224ZM260 259V258H259ZM10 260V259H9ZM23 260V259H22ZM26 260V259H25ZM36 260V258H35ZM85 259H81V261ZM88 260V259H87ZM159 260V259H158ZM203 260V259H202ZM201 260V261H202ZM205 260V259H204ZM223 260V259H222ZM258 260V259H257ZM31 261V260H30ZM34 261V260H33ZM37 261V260H36ZM47 261V260H46ZM45 261V262H46ZM49 261V260H48ZM47 261V262H48ZM52 261V260H51ZM62 261V260H61ZM208 261V260H207ZM227 261V260H226ZM259 261V260H258ZM24 262V261H23ZM22 262V264H23ZM55 262V261H54ZM72 262V261H71ZM221 262V261H220ZM225 262V261H224ZM246 262V261H245ZM253 262V261H252ZM251 262V263H252ZM256 262V261H255ZM263 262V261H262ZM29 263V262H28ZM43 263V262H42ZM56 263V262H55ZM63 263V262H62ZM66 263V262H65ZM69 263V262H67ZM66 263V264H67ZM81 263V262H79ZM78 263V264H79ZM84 263V262H83ZM210 263V262H209ZM242 263V262H241ZM257 263V262H256ZM255 263V264H256ZM14 264V263H13ZM19 264V263H18ZM45 264V263H44ZM71 264V263H70ZM74 264V263H73ZM202 264H207L206 260ZM228 264V263H227ZM243 264V263H242ZM249 264V263H248ZM264 264V263H263Z\"/></svg>",
    "mask_w": 264,
    "mask_h": 264
}]
</instances>
